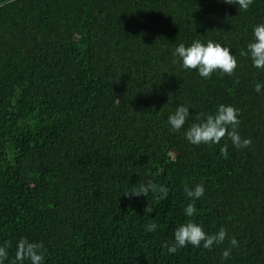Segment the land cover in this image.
<instances>
[{
  "label": "trees",
  "instance_id": "obj_1",
  "mask_svg": "<svg viewBox=\"0 0 264 264\" xmlns=\"http://www.w3.org/2000/svg\"><path fill=\"white\" fill-rule=\"evenodd\" d=\"M259 23L264 0L247 11L236 0H0L5 264L23 237L43 244L45 264H222L227 241L168 251L190 220L237 239L223 264H264V95L254 90L264 71L240 55ZM197 39L231 48L234 73L203 78L175 63V47ZM179 104L191 116L172 132ZM220 104L240 109L249 148L227 136L186 141L185 129ZM149 183L167 187V199L127 196ZM198 184L204 196L188 198L185 187Z\"/></svg>",
  "mask_w": 264,
  "mask_h": 264
},
{
  "label": "clouds",
  "instance_id": "obj_2",
  "mask_svg": "<svg viewBox=\"0 0 264 264\" xmlns=\"http://www.w3.org/2000/svg\"><path fill=\"white\" fill-rule=\"evenodd\" d=\"M239 8L247 11L253 0H236ZM175 63H180L185 70H195L199 76L210 78L216 71L231 75L237 68L236 54H232V49L221 45L219 42L208 40L207 43L201 40H194L190 45L181 42L172 53ZM240 55L250 58L254 68L264 71V23H259L253 28V37L247 44L246 50ZM254 90L258 94L264 95V81L255 83ZM241 111L232 105L220 104L215 113H201L197 120L184 131L186 141L192 145L218 144L222 138L227 136L231 144L237 149L249 148L252 144L250 138L242 137L239 132L241 123L239 117ZM190 108L185 104L176 106L175 111L167 118V125L172 132H180L184 129L186 122L190 119ZM221 154L227 156V146L221 149ZM186 196L192 200H199L205 194L203 184H198L194 188L185 187ZM149 192L160 199H167L169 190L167 187L157 184H140L138 188H133L127 195L131 197H147ZM151 207L145 212L150 213ZM197 209L189 203L184 214L193 217ZM156 223L146 226V231L154 232L157 229ZM227 241L228 247L222 252V264L227 261L232 254V250L239 246L235 237H230L225 227H220L214 234L208 233L202 224L192 220L182 224L174 233V242L168 248L170 253H175L179 248L188 245L193 247H203L212 250L214 247L223 245ZM8 260V245H0V264H5ZM45 264V251L42 243L31 241L26 237L19 239L16 243V253L13 264Z\"/></svg>",
  "mask_w": 264,
  "mask_h": 264
}]
</instances>
